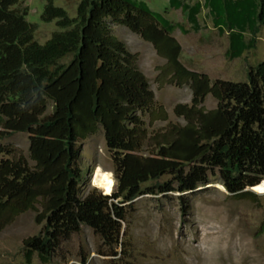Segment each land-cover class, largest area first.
Here are the masks:
<instances>
[{
	"label": "trees",
	"instance_id": "trees-1",
	"mask_svg": "<svg viewBox=\"0 0 264 264\" xmlns=\"http://www.w3.org/2000/svg\"><path fill=\"white\" fill-rule=\"evenodd\" d=\"M17 5L0 0V140L27 132L34 164L22 155L4 158L11 151L0 143V229L40 203L36 220L45 226L23 239L26 264L34 253L49 264L59 241L82 225L110 247L120 246L126 206L137 197L192 192L211 174L231 196L255 200L248 188L264 180V60L249 68L247 81L211 82L181 63L171 32H198V15L207 9L214 26L224 22L229 31L225 56L238 58L264 28V0H168L188 28L143 0H79L75 16L45 0L40 19L55 21L57 29L43 43L34 39L36 24L26 20L27 8ZM107 18L151 42L167 61L170 81L189 85L191 104L173 107L183 124L169 122L148 134L141 115L164 120L166 112L152 109L154 94L136 54L111 32ZM207 94L217 101L213 109L202 105ZM99 126L111 152L114 189L103 194L94 187L81 198L76 142ZM164 175L171 179L159 182Z\"/></svg>",
	"mask_w": 264,
	"mask_h": 264
},
{
	"label": "rangeland",
	"instance_id": "rangeland-1",
	"mask_svg": "<svg viewBox=\"0 0 264 264\" xmlns=\"http://www.w3.org/2000/svg\"><path fill=\"white\" fill-rule=\"evenodd\" d=\"M143 1L152 10L189 27L180 9L168 7V0ZM78 2L54 0V4L63 7L69 16H75ZM44 4L45 0H18L17 5L27 8L26 20L36 24L34 39L39 43L57 29L55 21H41ZM198 19L201 25L198 32L184 34L176 28L171 33L181 46V63L189 70L205 73L211 82L247 81L249 68L264 60V28H258L251 49L238 58L228 59L225 56L227 33H221L214 26L207 9L201 11ZM106 21L111 32L136 54L137 67L154 94L152 109L162 106L166 112L164 120L151 121L149 112L141 115L148 134L166 127L169 122L183 124V117L177 116L173 107L177 103L191 104L189 85L170 81L172 74L168 72L167 61L158 55L151 42L111 18ZM246 38H249L248 33ZM216 104L211 94H207L202 103L205 109H213ZM50 111L51 102H48L46 112ZM0 143L11 151L4 158L22 155L30 165L34 164L28 156L27 132H13ZM76 146L80 150L78 166L82 170L78 195L82 198L95 187L90 182L97 167L110 172L114 179L113 163L101 126L94 134L78 139ZM170 179L171 175H164L158 181ZM151 184L154 182L147 185ZM97 190L105 193L98 187ZM250 191L256 194L255 200L235 198L219 177L211 174L207 183L200 184L192 192L143 194L126 206L120 246L110 247L91 228L82 225L78 232L59 241L49 264H264V193ZM36 208L20 213L0 229V264H26L22 241L40 233L45 226V220H36L40 203H36ZM29 264H41L36 253Z\"/></svg>",
	"mask_w": 264,
	"mask_h": 264
},
{
	"label": "bare ground",
	"instance_id": "bare-ground-1",
	"mask_svg": "<svg viewBox=\"0 0 264 264\" xmlns=\"http://www.w3.org/2000/svg\"><path fill=\"white\" fill-rule=\"evenodd\" d=\"M90 183L103 190L105 193H111L115 182L110 172H106L100 167H97L91 177ZM252 190L257 193H264V180H262L260 184L252 187Z\"/></svg>",
	"mask_w": 264,
	"mask_h": 264
},
{
	"label": "crops",
	"instance_id": "crops-1",
	"mask_svg": "<svg viewBox=\"0 0 264 264\" xmlns=\"http://www.w3.org/2000/svg\"><path fill=\"white\" fill-rule=\"evenodd\" d=\"M223 21H224V19H223ZM216 27V26H215ZM216 28H218L219 29V31L222 33V32H226L227 33V37H228V35H229V31L225 28V23L224 22H221L220 24H219V26L218 27H216ZM223 28V31L221 30ZM172 33V32H171ZM247 34V33H246ZM249 34V33H248ZM249 37H250V34H249ZM228 45H229V41H228ZM228 45H227V48H228ZM227 48H226V50H227Z\"/></svg>",
	"mask_w": 264,
	"mask_h": 264
},
{
	"label": "water",
	"instance_id": "water-1",
	"mask_svg": "<svg viewBox=\"0 0 264 264\" xmlns=\"http://www.w3.org/2000/svg\"><path fill=\"white\" fill-rule=\"evenodd\" d=\"M97 188V187H96ZM248 190H252V188L250 187V188H248ZM104 194H109V193H104Z\"/></svg>",
	"mask_w": 264,
	"mask_h": 264
}]
</instances>
